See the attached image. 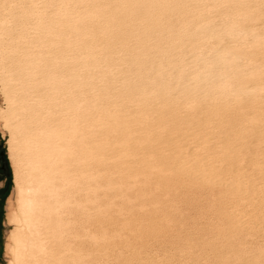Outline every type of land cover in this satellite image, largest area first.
I'll use <instances>...</instances> for the list:
<instances>
[{"label":"bare ground","instance_id":"6f19581e","mask_svg":"<svg viewBox=\"0 0 264 264\" xmlns=\"http://www.w3.org/2000/svg\"><path fill=\"white\" fill-rule=\"evenodd\" d=\"M7 264H264V0H0Z\"/></svg>","mask_w":264,"mask_h":264},{"label":"rangeland","instance_id":"374dc122","mask_svg":"<svg viewBox=\"0 0 264 264\" xmlns=\"http://www.w3.org/2000/svg\"><path fill=\"white\" fill-rule=\"evenodd\" d=\"M0 154L3 152L5 156V161L7 164V148H6V140L0 132ZM9 175L4 179L3 183L5 185V190L3 194H0V264H7V260L4 253V244L6 239V233L10 228L7 224V212H6V202L8 196L11 194L13 189V179L12 172L9 166V171L5 174Z\"/></svg>","mask_w":264,"mask_h":264},{"label":"flooded vegetation","instance_id":"af4514ba","mask_svg":"<svg viewBox=\"0 0 264 264\" xmlns=\"http://www.w3.org/2000/svg\"><path fill=\"white\" fill-rule=\"evenodd\" d=\"M8 171H9V164H8V162L6 164L5 156H4V153L2 152L0 154V194H3L4 193L5 185L2 184V183H3L4 179H6V177L9 176V175H6L5 176V174Z\"/></svg>","mask_w":264,"mask_h":264}]
</instances>
